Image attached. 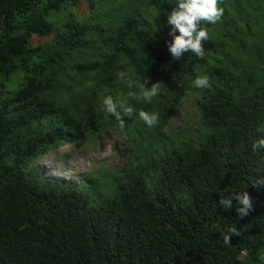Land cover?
Segmentation results:
<instances>
[{
	"label": "trees",
	"instance_id": "16d2710c",
	"mask_svg": "<svg viewBox=\"0 0 264 264\" xmlns=\"http://www.w3.org/2000/svg\"><path fill=\"white\" fill-rule=\"evenodd\" d=\"M175 6L0 0V264H264V150L253 148L264 138V0H220L202 59L168 52ZM205 74L211 86L195 88ZM158 82L164 94L146 102L138 85ZM105 94L134 108L123 129ZM191 100L197 124L185 131L176 119ZM111 130L127 140L120 168L79 186L29 171ZM243 189L247 216L235 199L217 207Z\"/></svg>",
	"mask_w": 264,
	"mask_h": 264
},
{
	"label": "clouds",
	"instance_id": "9594fccd",
	"mask_svg": "<svg viewBox=\"0 0 264 264\" xmlns=\"http://www.w3.org/2000/svg\"><path fill=\"white\" fill-rule=\"evenodd\" d=\"M175 5L172 11L167 13V23L171 26L169 35L172 37L167 42L168 52L173 60H181L186 53L194 54L196 58H204V42L207 41L209 33L202 25H215L221 19L224 9L220 7V0H175ZM123 75L121 74L122 77ZM133 83L130 81L129 86H132ZM138 86L142 90L143 99L148 103H151L154 97L164 94V88L160 82L153 83L151 87H147L144 83H140ZM193 86L198 89H206L211 85L205 74L197 76L193 81ZM102 103L106 112L119 122L122 129L125 127L126 119H131L133 116L134 108L132 106L115 100L111 95L105 94ZM138 116L149 128L155 127L159 123V114L156 112L141 110ZM260 131H264V128H261ZM253 148L264 150V138L256 141ZM254 184H264V179H258ZM233 199L237 202L235 211L238 216L241 218L247 216L253 205L251 197L244 189L236 191L234 197L221 194L217 207L223 206L225 211L231 210ZM212 227L219 228L216 224H213ZM222 237L225 245L231 244V235H222Z\"/></svg>",
	"mask_w": 264,
	"mask_h": 264
},
{
	"label": "rangeland",
	"instance_id": "374dc122",
	"mask_svg": "<svg viewBox=\"0 0 264 264\" xmlns=\"http://www.w3.org/2000/svg\"><path fill=\"white\" fill-rule=\"evenodd\" d=\"M193 113L194 101L191 100L178 114L176 125L185 131L191 130L197 124V117ZM126 146L125 135L111 130L77 150L71 151L68 144L59 145L34 161L29 171L57 178L70 186H79L91 171L101 167L120 168L126 160Z\"/></svg>",
	"mask_w": 264,
	"mask_h": 264
}]
</instances>
